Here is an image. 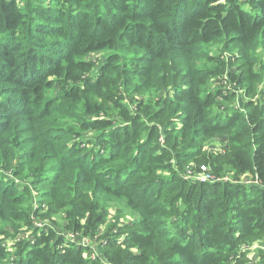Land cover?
Here are the masks:
<instances>
[{
	"label": "trees",
	"instance_id": "1",
	"mask_svg": "<svg viewBox=\"0 0 264 264\" xmlns=\"http://www.w3.org/2000/svg\"><path fill=\"white\" fill-rule=\"evenodd\" d=\"M257 41L264 0H0V235L26 236L0 264H244L264 235L262 77L206 49ZM104 197L136 229L112 234Z\"/></svg>",
	"mask_w": 264,
	"mask_h": 264
},
{
	"label": "rangeland",
	"instance_id": "2",
	"mask_svg": "<svg viewBox=\"0 0 264 264\" xmlns=\"http://www.w3.org/2000/svg\"><path fill=\"white\" fill-rule=\"evenodd\" d=\"M54 2L55 1L51 2V4H53ZM206 52H209L210 54L215 55L217 58L224 61L226 64H230L231 71H234V72H237V70H239L240 65L243 63V59H241V58H244L246 60H250V62L253 65L252 73L259 74L262 77L261 82L257 83V91L258 92H264V43L263 42L257 41L250 48H246V51L244 54L242 51H238L235 48L226 50V49L222 48L221 45H217L214 47L207 48ZM104 58H105V55L103 53H99V54L90 55L88 57V60L93 61L96 64L95 69H98L100 64L103 62ZM208 67L214 68L215 66L209 64ZM238 73H240V71ZM212 87L213 88H210V89L213 92L216 89H219L221 87H223L222 90L234 88L233 86H225L223 83H221V84L217 83L215 86H212ZM237 92H239V91H237ZM243 101H245L244 98H242V100H241L240 97L239 98L237 97L230 102L224 103L223 104V110L224 109H232V110L236 109L237 111H239V110H241L240 106L243 103ZM93 136H94L93 132H89L88 134H86V137H93ZM213 141H214L213 145L210 146L209 149L211 151H215V152H222L224 149L225 141H226L225 136L224 135H218L214 138ZM197 179L200 182H206L208 184L214 183L213 180H210L206 176L199 175V176H197ZM0 181H1V178H0ZM101 204L104 207H106L107 211H109L108 214L110 216H112L113 218L116 217V215H118L119 212L123 213L121 216L118 227L111 232L112 234L124 233V232H127L129 230L136 229L134 226V223L138 222V219L140 217L139 214L133 213L130 210H125L123 205L117 203L116 201H114L108 197L102 198ZM112 219H107V223H106L107 225L105 226V228L107 226H111L114 224ZM175 222H176V220H169L167 222V224H168L167 229H168V231H171V234L173 236H175L174 233L176 231V228H173L170 225H172V224L175 225ZM63 224H64V222H63ZM63 224L61 225V227L64 226ZM8 227L9 226H5V225L3 226L0 224V228H2L4 230H10ZM25 237H26L25 234H20L18 237H15V238L8 237V235L7 236H1L0 235V239H3L4 243H7L9 241H13V239L23 240V239H25ZM81 241L84 242L83 243L84 245H94L97 250H99L101 248L100 240L93 241V240H90L88 238L83 237V238H81ZM105 244H106V242L104 241L102 245H105ZM239 253L243 255V257L240 259V261H242L244 264H264V235L262 237H260L258 240H255L254 242L250 243L247 247L242 248ZM89 258H91V259L95 258V255L93 252L89 253Z\"/></svg>",
	"mask_w": 264,
	"mask_h": 264
}]
</instances>
